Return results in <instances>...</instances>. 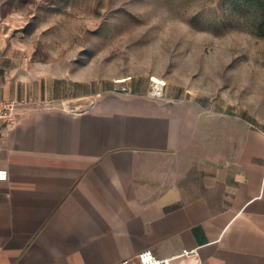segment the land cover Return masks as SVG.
<instances>
[{
    "label": "crops",
    "instance_id": "crops-1",
    "mask_svg": "<svg viewBox=\"0 0 264 264\" xmlns=\"http://www.w3.org/2000/svg\"><path fill=\"white\" fill-rule=\"evenodd\" d=\"M0 98L25 102L0 120V264H264V125L139 84L0 75Z\"/></svg>",
    "mask_w": 264,
    "mask_h": 264
},
{
    "label": "rangeland",
    "instance_id": "rangeland-1",
    "mask_svg": "<svg viewBox=\"0 0 264 264\" xmlns=\"http://www.w3.org/2000/svg\"><path fill=\"white\" fill-rule=\"evenodd\" d=\"M260 20L258 6L237 0H9L0 75L89 101L139 84L264 125Z\"/></svg>",
    "mask_w": 264,
    "mask_h": 264
},
{
    "label": "built area",
    "instance_id": "built-area-1",
    "mask_svg": "<svg viewBox=\"0 0 264 264\" xmlns=\"http://www.w3.org/2000/svg\"><path fill=\"white\" fill-rule=\"evenodd\" d=\"M155 87L153 88V96L162 97L163 87L165 82L157 83L153 80ZM121 93H128L127 89L120 91ZM25 104L24 101L17 100H5L0 98V120L6 121L10 124L14 123L16 119V112L19 107ZM27 104V103H26ZM10 177L9 170L0 169V181H8ZM188 253V252H186ZM123 264H130L129 260H125ZM137 264H171L170 260H161L157 258L151 250H145L141 252L138 256Z\"/></svg>",
    "mask_w": 264,
    "mask_h": 264
},
{
    "label": "trees",
    "instance_id": "trees-1",
    "mask_svg": "<svg viewBox=\"0 0 264 264\" xmlns=\"http://www.w3.org/2000/svg\"><path fill=\"white\" fill-rule=\"evenodd\" d=\"M239 3L258 6L261 10V20L257 25L258 32L264 36V0H237Z\"/></svg>",
    "mask_w": 264,
    "mask_h": 264
},
{
    "label": "bare ground",
    "instance_id": "bare-ground-1",
    "mask_svg": "<svg viewBox=\"0 0 264 264\" xmlns=\"http://www.w3.org/2000/svg\"><path fill=\"white\" fill-rule=\"evenodd\" d=\"M153 80L155 81V82H157V83H162V82H159V80L157 79V78H153ZM121 82L123 81V80H120Z\"/></svg>",
    "mask_w": 264,
    "mask_h": 264
}]
</instances>
